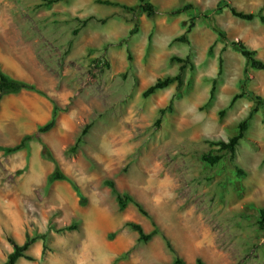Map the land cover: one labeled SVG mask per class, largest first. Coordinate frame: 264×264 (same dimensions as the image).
<instances>
[{"label": "rangeland", "instance_id": "obj_1", "mask_svg": "<svg viewBox=\"0 0 264 264\" xmlns=\"http://www.w3.org/2000/svg\"><path fill=\"white\" fill-rule=\"evenodd\" d=\"M50 1L0 0V67L44 92L11 93L0 103V146L35 135L27 149L0 150V264L13 251L12 239L23 244L40 234L47 236L45 255L38 239L27 251L31 259L16 264H169L176 256L187 263L264 264L258 226L264 108L254 112L234 158L214 145L236 135L257 97L264 100V71L249 68L230 44L240 38L264 59V23L240 19L228 8L216 11L221 0H150L157 7L152 17L139 0H113L136 13L97 0ZM230 2L264 13V0ZM186 4L192 10L170 13ZM89 16L96 19L74 34L77 18ZM191 18L188 42L176 41ZM188 55L178 97L177 82L143 96L158 78L177 75L183 64L175 58ZM44 102L51 111L54 103L63 109L54 128L38 131L51 116L24 128L43 113ZM86 124L88 133L71 153ZM42 142L78 184L84 205L68 180L48 181L56 165L42 155ZM209 152L222 156L218 164L204 161ZM110 180L148 215L133 203L121 210ZM128 222L158 232L139 242ZM72 223L76 229L59 231Z\"/></svg>", "mask_w": 264, "mask_h": 264}, {"label": "trees", "instance_id": "obj_2", "mask_svg": "<svg viewBox=\"0 0 264 264\" xmlns=\"http://www.w3.org/2000/svg\"><path fill=\"white\" fill-rule=\"evenodd\" d=\"M60 1H62V0H51L50 3H57ZM139 1H140L139 8L144 13H146L149 17L156 15L157 7L153 2H151L150 0H139ZM97 3L104 4V5H110V6H121L123 9H125L127 11H131L133 13H136V11H137V9L133 6H129L127 4H123V3L113 1V0H97ZM192 8H193V6L191 4H186L185 6L178 8L174 11H171L170 13H172V15H180L184 12H188V11L192 10ZM224 8H228L234 16H236L240 19L251 21V20L258 18L262 23H264V13H262L261 11L246 12L243 10H239L235 5H233L230 2V0H221L218 7L216 8V11H222V10H224ZM77 19L81 23V25L79 28H76L74 30V34H78L82 27H85L91 20L96 19V17L95 16H89L85 19H80V18H77ZM100 21L102 23H105L106 19H102ZM194 26H195L194 18H191V21L186 28V32L184 34L178 36L175 40L180 41V42H188L187 36L192 31ZM137 28H138V23H136L134 28H132L130 30V35L135 34L137 32ZM219 34L224 40H228L227 36H225V34L223 32H219ZM230 44L234 48H236L246 58L249 68L264 71V59H262L258 55L257 49L249 47L240 38L232 40L230 42ZM175 59L183 64L180 68V72L174 76L169 75V76H166L164 78H158L154 84L150 85L144 91V93H143L144 97H146V98L150 97L156 91H158L160 89H164V88L170 86L171 84H173L175 82H177V88H178V92L176 94V97L179 96L180 89L184 84L183 71H184L185 67L188 64H190L191 62H190V56L189 55L185 58L177 57ZM222 71H223V58L220 57L219 58L218 74H221ZM215 90H216V80L213 81L211 94H210V100H212L214 98ZM21 91H34V92H38L40 94H44V92L41 91L40 89H38L34 83H31V82H28V81H25L22 79L14 78V77L10 76L9 74H7L5 71H3L2 68L0 67V103H1L2 98L5 95L11 94V93H18ZM240 97H241V95H239V94L235 95L233 97L230 105H233L236 102V100L239 99ZM256 103H257V106L250 113L249 117L246 118L245 120H243L239 124V132L236 135L229 138L228 141L221 140L218 143H214V145L219 146V150L230 152L232 155V158L235 157L237 145L245 137V131L249 127V121L252 118L254 112H257L260 108H264V100L262 98L257 97ZM61 111H63V109L60 108L56 103H54V107H53V111H52V115H51L50 120L48 122H46L45 124L39 125L38 131L43 133V132L50 131L52 128H54V126L56 125V122H57L58 115ZM165 112H166L165 108H162L160 110L161 116L156 121V123L158 125L161 123L162 116L165 114ZM225 112H226L225 109L222 110L220 112L221 116ZM90 127H91V124L85 125V127L83 128L81 135L78 138L76 144L70 149L71 153H75L77 151L79 143H81L83 141V137L88 133ZM34 138H35L34 134H27L23 137L21 142L18 143L17 145L0 146V150L4 151L6 154L17 153L21 150L29 148V144L32 140H34ZM42 155L46 159L53 161L56 165L54 171L49 175L48 181L50 183H53V182L59 181V180H68L72 184L73 188L78 192V195L80 196V203L82 205H84L85 204V197L82 195L78 184L76 182H74L71 178H69L61 170V168L59 167V165L55 159V156H54L52 150L50 149V147L45 142H42ZM203 159H204V161L208 162L211 165H216L220 162V160L222 159V156L221 155H213L212 153L209 152L203 156ZM107 184L111 187L113 193L116 195V198H117V201L119 203V207L121 210L126 209V207L130 203H133L138 207L139 211L142 214L148 215L147 211L144 209L142 204L139 203L138 201H136L131 194L126 193V192H119L115 186V183L111 180L108 181ZM127 224L132 229H134L138 232L139 242L149 241L152 238V236L158 232L157 229L155 228L152 232L145 233L143 227L140 224L135 223V222H128ZM77 226H78L77 223H72L69 226L63 227L59 231L74 230L77 228ZM258 226L261 230H264V207L259 209ZM38 239L43 240L42 256L45 255V252L47 249V244H46L47 236H46V234H40V235H35L33 237H28L23 244H19L18 242H16L15 240L12 239L11 243L13 244V251L10 253L7 260L5 262H3L2 264H16L20 258L31 259V256L28 255L27 251L30 248V246L33 243H35ZM167 243H168L169 248L172 249L170 242L168 241ZM169 264H206V263L200 258H198L194 263H187L186 261H184L179 256H176L175 259Z\"/></svg>", "mask_w": 264, "mask_h": 264}, {"label": "crops", "instance_id": "obj_3", "mask_svg": "<svg viewBox=\"0 0 264 264\" xmlns=\"http://www.w3.org/2000/svg\"><path fill=\"white\" fill-rule=\"evenodd\" d=\"M263 59V58H262ZM41 108H43V113L42 114H34L33 120L31 123H29L28 125L23 126L24 128H31L33 127L34 124H42L44 122H46L50 116H51V107L49 105L48 102H44V105L41 106Z\"/></svg>", "mask_w": 264, "mask_h": 264}]
</instances>
